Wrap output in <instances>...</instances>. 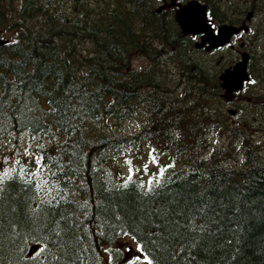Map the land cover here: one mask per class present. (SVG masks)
<instances>
[{
    "label": "trees",
    "instance_id": "1",
    "mask_svg": "<svg viewBox=\"0 0 264 264\" xmlns=\"http://www.w3.org/2000/svg\"><path fill=\"white\" fill-rule=\"evenodd\" d=\"M158 4L0 0V264H264V153Z\"/></svg>",
    "mask_w": 264,
    "mask_h": 264
},
{
    "label": "flooded vegetation",
    "instance_id": "2",
    "mask_svg": "<svg viewBox=\"0 0 264 264\" xmlns=\"http://www.w3.org/2000/svg\"><path fill=\"white\" fill-rule=\"evenodd\" d=\"M202 4H206L208 11V21L212 27V34L215 35L216 30L221 25L242 26L246 24V29H240L237 33L232 34L230 40L220 46H215L205 53L204 47L195 48L197 53L210 59L212 63L218 64L220 61L226 62V67L238 61L242 54L248 56V73L254 71L256 77H250L245 83L242 90L238 92L228 93L221 90L220 97L222 100L229 101L233 106H239L245 103V99L250 97H259L258 106L264 107V60L262 52L264 50V14L261 11L260 0H198ZM249 5V7H248ZM254 10L248 8H252ZM248 14L251 15L247 19ZM261 33V34H260ZM193 43L196 45L201 42V35L192 36ZM260 63V66L257 65ZM262 98V99H261ZM235 102V100H238ZM261 123L253 125L260 127ZM250 129H255L254 127Z\"/></svg>",
    "mask_w": 264,
    "mask_h": 264
},
{
    "label": "water",
    "instance_id": "3",
    "mask_svg": "<svg viewBox=\"0 0 264 264\" xmlns=\"http://www.w3.org/2000/svg\"><path fill=\"white\" fill-rule=\"evenodd\" d=\"M174 18L179 28L183 34H189L193 32H204L210 33V28L206 23L205 19V7L200 6L196 1L190 0L184 4H177L174 11ZM230 30H220L217 33V37L213 40L215 44L221 45L224 43L230 35ZM6 40L0 39V45L6 44ZM211 43V47L215 45ZM247 79L246 72V60L237 63L232 69L225 70L220 75V80L222 81L221 86L228 91H236L242 87V82Z\"/></svg>",
    "mask_w": 264,
    "mask_h": 264
},
{
    "label": "bare ground",
    "instance_id": "4",
    "mask_svg": "<svg viewBox=\"0 0 264 264\" xmlns=\"http://www.w3.org/2000/svg\"><path fill=\"white\" fill-rule=\"evenodd\" d=\"M206 20L208 21V19L206 18ZM261 34V33H260ZM13 68V67H12ZM207 82V81H206ZM235 92V91H234ZM91 99V98H90ZM262 99V98H261ZM143 118V117H142ZM132 121V120H131ZM104 123V122H103ZM111 124V123H110ZM149 125V124H148ZM254 127V126H253ZM256 128L257 130L255 129H250V131H244V132H241L238 137L234 138L233 142L231 143L232 140H225V139H222V142H223V146L219 147L220 149H224L226 146H233L234 147V151L235 150H239L241 153H245L246 151V148L244 147V145H242V141L244 140L245 144L247 143H251L253 144V146L251 147V149H254L257 151V153H264V140L262 139L261 142L254 139V132H258L259 131V126L258 127H254ZM89 130V129H88ZM111 130V129H110ZM119 130V129H118ZM49 133V132H48ZM109 133V132H108ZM6 134V133H5ZM224 136V135H223ZM36 139V138H35ZM248 149V146L245 145ZM217 148V149H219ZM215 149V150H217ZM247 153V151H246ZM120 154V153H119ZM242 154V155H243ZM48 155V154H47ZM229 159V158H228ZM143 172L145 175H148V174H151V171L150 170H146V169H143Z\"/></svg>",
    "mask_w": 264,
    "mask_h": 264
},
{
    "label": "rangeland",
    "instance_id": "5",
    "mask_svg": "<svg viewBox=\"0 0 264 264\" xmlns=\"http://www.w3.org/2000/svg\"><path fill=\"white\" fill-rule=\"evenodd\" d=\"M173 2H174V0H173ZM175 2H176V0H175ZM263 37H264V34H263ZM263 40H264V39H263ZM263 55H264V53H263ZM132 65H133V66H137V67H143V66L145 65V61H144L143 58H136V59L132 62ZM166 72H167L169 75H171V77H173V78H171V79H172L171 81H175L174 78L177 77V75H176L177 73H176V71L174 70V67H173V66H171V67L167 66V70H166ZM226 108H227V107H226ZM254 139H256V140H258V141L261 142L262 139L264 140V134H263V133L254 132ZM124 240L127 242L126 247H129L128 249H130L132 253L137 252V251H136V250H137V249H136V246H135L134 244H132L130 240H128V239H126V238H125ZM130 256H131V254H128V257H130Z\"/></svg>",
    "mask_w": 264,
    "mask_h": 264
},
{
    "label": "snow or ice",
    "instance_id": "6",
    "mask_svg": "<svg viewBox=\"0 0 264 264\" xmlns=\"http://www.w3.org/2000/svg\"><path fill=\"white\" fill-rule=\"evenodd\" d=\"M5 175H7V173H5ZM2 179H3V178H0V182H2ZM149 264H151V262H149Z\"/></svg>",
    "mask_w": 264,
    "mask_h": 264
}]
</instances>
